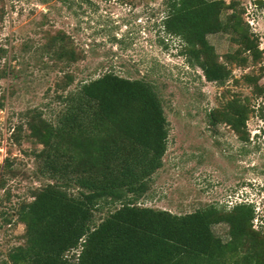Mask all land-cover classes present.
<instances>
[{
    "label": "trees",
    "instance_id": "obj_1",
    "mask_svg": "<svg viewBox=\"0 0 264 264\" xmlns=\"http://www.w3.org/2000/svg\"><path fill=\"white\" fill-rule=\"evenodd\" d=\"M163 6L162 31L179 40L187 64L206 81L222 85L230 75L226 63L244 66L245 54L259 58L257 37L237 1L163 0ZM218 32L229 33L235 46L224 62L207 42ZM48 47L57 60L75 61L61 31L49 36ZM5 75L4 68L0 78ZM243 80L255 97L264 94L257 77ZM246 101L226 100L208 114L210 126L224 124L247 143ZM61 102L53 123L39 111L24 114L28 138L41 146L32 153L38 173L49 182L16 210L22 244L9 249L0 264H264V229L253 225L251 203L210 204L185 214L138 204L162 166L168 135L150 83L105 72ZM95 213H103L98 222ZM219 224L227 228L224 240L212 231Z\"/></svg>",
    "mask_w": 264,
    "mask_h": 264
},
{
    "label": "rangeland",
    "instance_id": "obj_2",
    "mask_svg": "<svg viewBox=\"0 0 264 264\" xmlns=\"http://www.w3.org/2000/svg\"><path fill=\"white\" fill-rule=\"evenodd\" d=\"M234 1L245 9L241 18L261 54L257 61L245 54L244 66L226 63L229 78L217 85L190 67L179 40L162 31L163 0H0V71L6 69L0 78V260L22 244L16 210L49 182L38 173L32 153L41 146L28 138L24 114L39 111L53 123L68 92L105 72L150 83L168 123L162 166L138 204L185 214L210 204L251 203L253 225L264 229V94L255 97L243 80L257 77L264 87V0ZM60 31L75 61L57 60L48 50L49 36ZM230 37L207 36L221 62L235 48ZM234 96L247 99L251 109L247 143L228 126L209 124L208 114ZM18 125L22 130L14 135ZM102 216L95 213V222ZM226 230L212 227L222 240Z\"/></svg>",
    "mask_w": 264,
    "mask_h": 264
},
{
    "label": "water",
    "instance_id": "obj_3",
    "mask_svg": "<svg viewBox=\"0 0 264 264\" xmlns=\"http://www.w3.org/2000/svg\"><path fill=\"white\" fill-rule=\"evenodd\" d=\"M256 5H260L261 4V0L255 1Z\"/></svg>",
    "mask_w": 264,
    "mask_h": 264
},
{
    "label": "built area",
    "instance_id": "obj_4",
    "mask_svg": "<svg viewBox=\"0 0 264 264\" xmlns=\"http://www.w3.org/2000/svg\"><path fill=\"white\" fill-rule=\"evenodd\" d=\"M225 2H228V0H224Z\"/></svg>",
    "mask_w": 264,
    "mask_h": 264
}]
</instances>
